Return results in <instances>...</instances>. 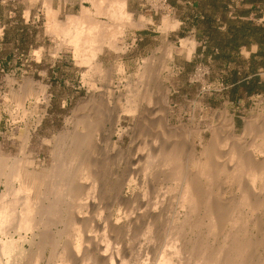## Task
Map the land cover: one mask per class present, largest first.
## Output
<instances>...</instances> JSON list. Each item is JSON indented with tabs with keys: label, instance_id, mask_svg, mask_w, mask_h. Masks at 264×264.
I'll list each match as a JSON object with an SVG mask.
<instances>
[{
	"label": "rangeland",
	"instance_id": "obj_1",
	"mask_svg": "<svg viewBox=\"0 0 264 264\" xmlns=\"http://www.w3.org/2000/svg\"><path fill=\"white\" fill-rule=\"evenodd\" d=\"M43 2L44 0H0V153L4 156L7 155L9 160H17V158L24 160V157L30 162L34 160V168L45 171L49 168L47 172H50V169L53 168L52 164H56L54 151L58 149V140L56 141L54 136L60 131L68 133L72 130L74 126L73 109L77 104L88 98L89 86L84 78L86 68L79 66L74 61L71 48L63 46L61 51L56 52L55 47L58 43V37L49 31L48 25L45 23L47 20L45 19L46 10ZM52 2L53 9L60 7L57 19L61 22L65 21L67 15L77 16L80 12V0H62L60 3L58 0H53ZM252 3L255 4V11L252 14H245L247 8H249L248 6ZM82 5L91 8V4L87 0H83ZM128 10L134 15L135 20L142 19V22L137 25L138 27L140 24L138 28L126 32L124 45L128 49L124 53H114L106 50L101 56L104 68H109L110 77L114 82L113 104L119 114L122 115L119 128L125 133L120 139L116 135L113 136V141L116 143V147L114 146L115 151L110 146H105L102 141L96 145L98 148L95 146L97 152L95 154H98L95 157H97L98 166L100 165L99 169L103 167L99 170L101 172L99 177L102 176L99 183H97V187L100 186V188L98 187L100 191L96 188L95 197L97 198H94L96 199L95 202L90 203L92 212H90L89 205L83 207V209L81 208L82 215L85 214L81 217V220H78L77 226L80 231L81 228L82 230L85 228L84 230L88 234L96 233L101 232L102 228H99V224L103 219L104 222L111 220L117 226L119 225L115 227L119 231L114 232L112 230V232L109 225L105 230V234L109 233L111 238L120 233H124V237L127 235L125 242L128 241L127 244H130L129 246L133 248L132 255L128 257L129 263L133 264L137 260L136 255L138 256L139 253L136 252L139 251V246L140 249L142 248L141 250H145L147 247L145 250L147 254L143 253L142 258H147V264L149 262L153 264V261H155L153 258L156 256L154 253L158 254L166 248L165 245L168 243L166 239L169 238L171 232L173 234L170 236L176 235L177 231L175 230L183 223V214L185 215L184 210L177 206L179 193L171 192V189L177 190V187L173 185L174 182L167 178L166 171H162L163 168L161 170L155 168L157 160L154 157L157 153L154 155L153 152L156 148L154 140L159 143L165 134L167 139H163V142L161 141L159 145L175 143L179 146L182 144L181 146L184 145V149L187 148L191 152L190 154L188 151V154L185 151L187 152L186 158L187 156L191 158L199 155L202 147L201 143L210 144L213 140L215 143L217 137V139L224 137H219L221 133L222 135L226 134L224 138L230 137L229 145L230 143H236L239 144L238 146H242L243 143H250L253 137L246 136L244 125L246 126V123L249 122H254L256 125H259V122L264 123V97L260 96L261 93L264 94V90L260 89L255 83L242 84L243 81H240L244 77L242 76L244 68L247 67L240 47L249 40H254L264 49V0H164L155 8L145 0H129ZM164 17L176 21L177 26L168 30V32H164L162 26ZM99 19L106 21L105 17H99ZM185 40L191 48L188 45H182ZM170 45L172 46L173 56L167 64L170 70H162L160 79L164 90L166 88L169 92L166 108L168 125L158 126L155 124L158 121L157 119L161 121L162 115L159 113V107L157 106L161 102H156V105L155 100H153L150 102V109H147L151 113L147 116L148 118L143 120L144 123L141 122L138 126L136 123L137 115L130 116L123 113L126 87L129 86L131 90H134L138 85L140 67L144 63V59H149V66L155 65V69L158 66L160 67V64L157 65V63L163 60L165 57L164 52ZM25 79L32 81L34 90H37L39 86L45 87L46 101H43L41 97L36 100L30 98L25 101L26 104L24 103L23 108L17 106L12 95L20 90L21 85L26 81ZM126 84L127 86H125ZM96 86L101 88V83L98 82ZM12 99L13 101H11ZM118 99L120 100L118 101ZM229 117L233 123L232 126L225 123L228 122ZM253 117L255 120H253ZM39 118L41 121L37 125L35 122ZM70 122H73V125ZM142 123L144 126H141ZM130 127L135 128V130ZM163 129H166V131ZM163 131H168V136L165 132L162 133ZM228 133L232 135H228ZM160 134H163V137ZM216 134L219 135L216 137ZM25 138H27L26 142H24ZM46 139L49 141L48 144H46ZM54 141L57 142V145L53 144ZM23 143L26 145H23ZM212 145L214 144L212 143ZM106 147L107 149L109 147V149L107 150ZM52 148H55V150L52 151ZM101 148L105 150L100 152L99 149ZM226 148L227 146L223 148V152H221L222 148H218V150L215 148L214 151L224 154ZM22 150L24 151L22 152ZM51 151L52 157L50 155ZM106 152L108 155L105 154ZM110 152H112V155H110ZM101 154H105V157L108 158L102 157ZM136 154L142 155L140 160L135 164L131 163ZM147 154H151V157L146 158ZM52 158H54V161ZM145 158L150 161L145 160ZM142 160H144V163ZM152 161L153 163H151ZM133 167H136V173L130 177V171ZM16 184L14 182V186ZM102 185L104 186L102 187ZM170 186H173V188L170 189ZM2 187L3 185L0 186V193L3 190ZM165 187H168V191L170 189L169 192L171 193L167 192L166 194ZM221 189L223 190L222 193L224 192L221 197L224 203L225 201H227L226 203L229 202L227 198L233 199L236 198L237 194L239 195L236 186L225 183L221 186ZM101 191L102 193H100ZM96 193H99L98 196L103 198H98ZM156 193L157 196H155ZM172 193L174 196H172ZM232 194L233 197H231ZM93 206H96L97 209L101 208L95 211L96 207L93 209ZM172 213L173 215H171ZM132 218L134 220L139 219L141 223L131 225L129 233L124 232L127 224H130V221L133 220ZM181 218L183 219L180 221ZM191 218L193 219V216ZM141 219H144V221ZM82 220H87L86 222L90 224L83 227L84 221ZM93 223V230H90L89 227H92ZM142 223L148 224L143 225ZM178 223L179 225H175ZM149 224L157 229L151 227L152 230ZM96 226H98V229ZM60 227H63V225L57 224L56 227L53 226L50 229L52 234L62 233L58 242L59 249L64 246V239H66L64 237L65 229L63 227V230ZM120 227L124 230L122 231ZM115 228L113 229L115 230ZM57 229L63 231L57 232ZM146 229L151 233V239L147 240L150 244H145L144 237H142L147 234ZM196 229L188 232L193 239L201 231L205 232L204 228H199L196 233ZM84 230L81 232L85 233ZM89 231L91 232L89 233ZM226 231L227 228L220 231L217 234L220 235L215 236V238L211 237L210 241L216 242L223 239L222 235L227 233ZM15 239H17L16 236ZM162 246H165V248ZM25 247L27 248V246ZM48 254L49 251H46L47 257L40 264L47 263ZM145 255L148 257H145ZM50 261L47 264H52V261Z\"/></svg>",
	"mask_w": 264,
	"mask_h": 264
},
{
	"label": "bare ground",
	"instance_id": "obj_2",
	"mask_svg": "<svg viewBox=\"0 0 264 264\" xmlns=\"http://www.w3.org/2000/svg\"><path fill=\"white\" fill-rule=\"evenodd\" d=\"M52 1L44 0L43 3L46 10L45 19L47 22L45 23H47L49 31L58 37V43L55 47L56 52L61 51L63 46L71 48L74 61L79 66L86 68L84 78L89 86V95L86 100L84 99V102L77 104L73 109L72 117L74 118V126L72 130L68 133L60 131L61 133L59 132L57 133L58 135L56 134L54 136V139L56 141L58 140V149L56 151L55 148H52V151L55 150L56 164L51 161L55 165L52 164L53 168L49 166L51 168L50 172H47L49 168L46 171L34 168V160L30 162L28 159H25L26 157H24V160L18 158L17 160H9L7 155L4 156L0 153V186L3 185L4 187H2L3 190L0 193V264H40L47 257L46 251H49L47 260H51L52 264H128L130 261L128 257L132 255L133 248L129 246L130 244H127L128 241L125 242L127 235L124 237V233H120L113 236L114 238H111L109 233L107 235L105 234V230L109 225L111 226V231L113 230L114 232L119 231L115 228L119 225L117 226L111 220L104 222L103 219L99 224V228L103 229V231L101 229L102 233H90L91 231H89L90 234H88L84 230L85 228H83L85 233L81 232L83 230L81 228L80 231L77 223L85 214L82 215L81 210L88 205L89 208L91 207L90 203H93L96 200L94 198H97L95 197V192H97L96 188H100V186L97 187V183H99V179L102 176L100 175L99 177V173H101L99 170L101 168L103 169V167L99 169L100 165L98 166V160L95 157V155H98L95 154L97 153L95 148H98L96 145L102 141V143H105V146H110L115 151L114 146L116 147V143L113 141V136L116 135L120 139L125 133V131L119 128L122 115L119 114V111L113 104L112 96L115 92L113 91L114 82L110 77L109 68H104L101 56L106 50L114 53H124L128 49L124 45L127 30L136 28L138 23L142 22V19L135 20L133 18L134 15L128 10L129 0H87L91 4V8L83 6V0H80L81 5L78 15H67L65 21L61 22L57 19L60 7L53 9ZM58 1L60 3L62 0ZM145 1L151 3L155 8L164 0ZM99 17H105L106 21H101ZM162 21L164 32H168V30L174 29L177 26L176 21L169 20L167 17H164ZM186 42L185 40V43L183 42L182 45H188ZM161 50L164 52L163 49ZM164 53L165 57L163 60L157 63V65L160 64V67L158 66L159 69H157L158 67L155 69V65L149 66V59H144L142 66H139L141 70L138 85L134 90H131L127 84L125 85L127 87L123 113L130 116L137 115V125L141 122L144 123L143 120L148 118L147 116L151 113L148 111L150 109L149 106H151L150 102L153 100H155V103L161 102V106L156 103L159 107V113L162 115L161 121L156 118L158 121L155 124L158 126L167 124L166 108L169 92L166 88L164 90L160 79L162 70H170L167 64L173 58L172 46H168ZM98 82L101 83V88L96 86ZM33 86L31 80H26L21 85V88L19 87L20 90L12 95L17 106L23 108L25 101L30 98L36 100L41 97L43 101H46L45 87L39 86L37 90H34ZM115 102L117 103V101ZM144 105L145 107L143 108ZM35 123L38 125L40 118ZM70 123L73 125V122ZM143 123L141 126H144ZM225 123H229L231 126L233 125L230 117L228 118V122ZM259 123V125H256L254 122H249L246 123V126L244 125L246 136L253 137L250 143H243L242 146H238L239 144L237 145L236 143H230L229 145L228 141H230V137L224 138L226 134L222 135L221 133V136L219 133L216 134V137L217 135L219 137L224 136L223 138H216L217 141H220L214 143L213 140L211 143L209 142L211 145L201 143L202 147L199 155L193 157H191L193 154L191 156L189 155L191 158H188V156L186 158L187 152H190V150H187L186 147L184 149V145L181 146L182 144L179 146L175 143L159 145L161 141L163 142V139H167L165 134H160L165 138L162 136L163 139L159 143L154 140V146L156 148L153 152L154 155L157 153L156 157H159L158 159L154 157L157 160L155 162V168L159 170L163 168L162 171H166L167 178L174 182L173 185L177 187V190H172L171 188L173 186H170V189L171 192L179 193V197L177 196V206L184 210L185 215L183 214L184 220H182L183 218L180 219L183 222L182 224H175L179 225L175 230L177 231V233L175 232V236H170L173 234L171 232L170 235L168 234L169 238H167V241L165 234V239L168 243H165L166 245L164 244L166 248L162 246L165 249L162 248L163 250L161 249L162 251L160 253H154L156 256L153 258L155 259L153 264H264V123ZM163 130L166 131V129ZM153 131L156 132L155 130ZM165 133L168 136V131ZM228 135L232 134L228 133ZM26 140L27 138L24 139V142ZM45 141L48 144L47 142L49 141L47 139ZM23 145L26 144L23 143ZM51 146L53 147V145ZM226 146L227 150L224 154L218 151L217 153L215 152L216 150L214 151L215 148L217 150L218 148H222L221 152H223L222 150ZM99 150L102 152L101 150L105 149L101 148ZM52 151L50 154L51 157ZM111 153L110 155H112ZM105 154H101L102 157H105ZM139 155L136 154L131 163L135 164L139 161L142 156ZM150 155L147 154L146 158L151 157ZM146 158L145 160L150 161ZM142 161L144 163V160ZM28 166L30 167L29 170ZM135 169L136 167L131 168L130 177L136 173ZM102 174L104 173L102 172ZM14 182L17 183V186H14ZM225 183L236 186L239 192V195L236 193V198H227L228 203H226L227 201L224 203V200H221L222 195H224L221 186ZM169 191L167 187L166 194ZM155 196H157V193ZM172 196H174L173 193ZM231 197H233V194ZM94 207L96 206H93V209ZM100 208L97 209L96 207L95 211ZM91 209L90 212H92ZM98 212L100 213V211ZM192 216L193 219L191 218ZM197 216L200 217L196 218ZM82 221H84L83 227H85L84 225L90 224L86 222L87 220ZM136 223L140 224L141 222L139 219H133L130 221V224L126 223L127 230L125 229L124 232L129 233L131 231V225H139ZM57 224L63 225L65 229L60 227L64 230V237H66L64 239L65 244H63L64 246L61 249L58 247V242L62 233L58 231L62 229H57L56 231L58 233L56 234H52L50 230L53 226L56 227ZM147 224L144 223L143 225ZM93 226L94 223L92 227H89L90 230ZM149 226L150 228L155 227L150 224ZM96 227L98 229V226ZM225 227L227 228V233L222 235V241H210L211 237L215 238V236H219L220 234H217L226 229ZM196 228H204L205 232L199 230L201 231L200 234H196L193 239L189 236L190 233L188 234V232ZM151 229L153 230V228ZM155 229L157 228L155 227ZM198 229H196L197 231L195 230L196 233ZM145 231L147 234H144L142 237H144L145 244H148L149 241L147 240L151 239V233L147 229ZM15 236L17 239H15ZM116 237H118V240ZM129 238L131 237L129 236ZM138 249L139 251L136 253L139 254L138 256L136 255L137 260L133 264H147V258H142L147 253L145 250H141L142 248L140 249L139 246ZM145 257L148 256L145 255Z\"/></svg>",
	"mask_w": 264,
	"mask_h": 264
},
{
	"label": "crops",
	"instance_id": "obj_3",
	"mask_svg": "<svg viewBox=\"0 0 264 264\" xmlns=\"http://www.w3.org/2000/svg\"><path fill=\"white\" fill-rule=\"evenodd\" d=\"M254 5V3L250 4L245 14H252L255 11ZM240 49L244 54L243 59L247 65L242 75L244 77L240 81H243L242 84L255 83L260 89L264 90V49L254 40L244 43ZM260 96L263 98L264 94L261 93Z\"/></svg>",
	"mask_w": 264,
	"mask_h": 264
}]
</instances>
